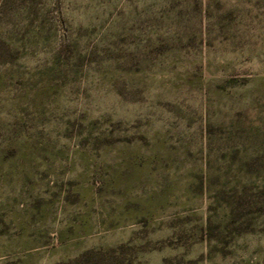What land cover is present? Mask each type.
<instances>
[{
    "label": "rangeland",
    "instance_id": "1",
    "mask_svg": "<svg viewBox=\"0 0 264 264\" xmlns=\"http://www.w3.org/2000/svg\"><path fill=\"white\" fill-rule=\"evenodd\" d=\"M0 264H264V0H0Z\"/></svg>",
    "mask_w": 264,
    "mask_h": 264
}]
</instances>
